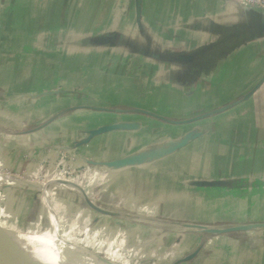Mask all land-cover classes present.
<instances>
[{
    "label": "crops",
    "instance_id": "crops-1",
    "mask_svg": "<svg viewBox=\"0 0 264 264\" xmlns=\"http://www.w3.org/2000/svg\"><path fill=\"white\" fill-rule=\"evenodd\" d=\"M242 1L0 0V222H64L116 264L144 239L149 264H264V36L242 32L264 14Z\"/></svg>",
    "mask_w": 264,
    "mask_h": 264
},
{
    "label": "bare ground",
    "instance_id": "bare-ground-1",
    "mask_svg": "<svg viewBox=\"0 0 264 264\" xmlns=\"http://www.w3.org/2000/svg\"><path fill=\"white\" fill-rule=\"evenodd\" d=\"M58 232L53 220L46 230L35 235H22L0 227V246L22 256L55 264H102L86 252L79 251L71 242L59 238Z\"/></svg>",
    "mask_w": 264,
    "mask_h": 264
},
{
    "label": "water",
    "instance_id": "water-1",
    "mask_svg": "<svg viewBox=\"0 0 264 264\" xmlns=\"http://www.w3.org/2000/svg\"><path fill=\"white\" fill-rule=\"evenodd\" d=\"M241 6L246 8V9L253 10V9L245 7L243 5H241ZM253 11H255V10H253ZM242 32H243V35L249 39H251V38L256 39L258 37H262V36H264V22L259 23L257 25H248L247 28L244 29ZM182 123L187 124L190 122L189 121L188 122H181L180 124H182ZM106 130L107 129H104V130L98 131L96 133L100 134V133L106 132ZM94 208H96V207H94ZM96 209L99 210L98 208H96ZM200 229L203 230L204 232H206L208 234H212V235H226V234H230L234 231L252 232L254 230H258L259 228L255 227V226H247V227L228 228V229L202 227ZM77 249L79 251L86 252L87 254H89L91 257L95 258L96 260H98L102 264H108L109 262L114 263L112 261H108L107 259H105V258H103V257H101V256H99L93 252L86 251V250H83L81 248H77ZM0 264H55V263L49 262L47 260H38V259L35 260L33 258H30V257L22 256V255H19L15 252L9 251V250L0 246Z\"/></svg>",
    "mask_w": 264,
    "mask_h": 264
},
{
    "label": "rangeland",
    "instance_id": "rangeland-1",
    "mask_svg": "<svg viewBox=\"0 0 264 264\" xmlns=\"http://www.w3.org/2000/svg\"><path fill=\"white\" fill-rule=\"evenodd\" d=\"M128 214H131V212H124V217L127 218ZM147 216V214L145 215ZM144 216V217H145ZM127 220V219H126ZM125 220V221H126ZM148 222V221H146ZM75 223V222H74ZM0 227L9 230V231H14V232H18L22 235H35V234H40L41 232H43L44 230L47 229V227H41V228H34V227H20L17 224L13 223V222H0ZM70 227L69 225H67L66 223H62V228L61 230L59 229V227L57 226V230L59 231V238H61L62 240H66L68 242H71L74 247L77 248H81L83 250L89 251L88 249H86L85 246V232H83V230L79 233H75V234H68ZM71 231H75L74 228H71ZM63 237V238H62ZM144 243H138L136 245V249L135 253H133V256L131 258L128 259L127 264H149L150 262V257L147 255L148 252V242L144 239L143 240ZM91 252V251H90ZM108 261H115V260H111V259H107ZM152 260V259H151Z\"/></svg>",
    "mask_w": 264,
    "mask_h": 264
},
{
    "label": "built area",
    "instance_id": "built-area-1",
    "mask_svg": "<svg viewBox=\"0 0 264 264\" xmlns=\"http://www.w3.org/2000/svg\"><path fill=\"white\" fill-rule=\"evenodd\" d=\"M243 6L264 13V0H243Z\"/></svg>",
    "mask_w": 264,
    "mask_h": 264
}]
</instances>
